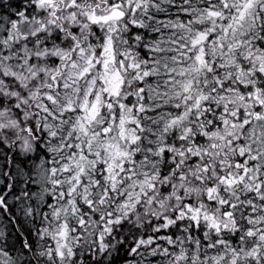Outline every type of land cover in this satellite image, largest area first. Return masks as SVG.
<instances>
[{"label":"snow or ice","instance_id":"snow-or-ice-1","mask_svg":"<svg viewBox=\"0 0 264 264\" xmlns=\"http://www.w3.org/2000/svg\"><path fill=\"white\" fill-rule=\"evenodd\" d=\"M0 264H264V0H0Z\"/></svg>","mask_w":264,"mask_h":264}]
</instances>
